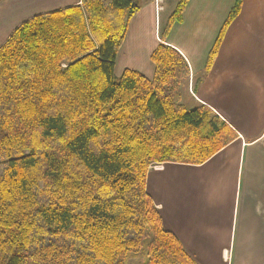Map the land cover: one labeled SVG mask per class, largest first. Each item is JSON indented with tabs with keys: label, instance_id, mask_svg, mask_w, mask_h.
Returning <instances> with one entry per match:
<instances>
[{
	"label": "trees",
	"instance_id": "trees-1",
	"mask_svg": "<svg viewBox=\"0 0 264 264\" xmlns=\"http://www.w3.org/2000/svg\"><path fill=\"white\" fill-rule=\"evenodd\" d=\"M139 11L132 0H82L1 45L0 264H196L148 194L150 166L202 165L235 135L206 107L182 104L190 69L171 47L152 53V78L127 70L116 81Z\"/></svg>",
	"mask_w": 264,
	"mask_h": 264
},
{
	"label": "crops",
	"instance_id": "crops-1",
	"mask_svg": "<svg viewBox=\"0 0 264 264\" xmlns=\"http://www.w3.org/2000/svg\"><path fill=\"white\" fill-rule=\"evenodd\" d=\"M81 2L59 0L41 14ZM145 2L130 22L115 74L131 70L152 78V53L160 45L173 48L189 66L185 88L196 108L212 111L235 135L202 165L169 163L150 170L148 194L165 229L196 264H264V0H242L210 69V51L237 0H189L182 23L171 27L177 3L162 14L174 0H163L161 10L155 1ZM20 25L5 33L0 47Z\"/></svg>",
	"mask_w": 264,
	"mask_h": 264
},
{
	"label": "rangeland",
	"instance_id": "rangeland-1",
	"mask_svg": "<svg viewBox=\"0 0 264 264\" xmlns=\"http://www.w3.org/2000/svg\"><path fill=\"white\" fill-rule=\"evenodd\" d=\"M132 1L140 7V11L146 6L145 4L148 3L145 2V0ZM58 2L59 0H0V41L6 38L5 33H10L11 29L16 24L21 23L22 25L33 17L40 15L43 7L57 5ZM177 2L178 0H174L173 4H166L167 11L165 14H162V17L167 15ZM167 30V25L164 24L161 35L165 40L169 37ZM120 77V75L115 74L116 81L119 80ZM182 97V104L185 105L187 110L190 111L196 108V105H194V102L188 93V89L185 87H182ZM155 165L159 166L161 164H152L150 170H152Z\"/></svg>",
	"mask_w": 264,
	"mask_h": 264
},
{
	"label": "built area",
	"instance_id": "built-area-1",
	"mask_svg": "<svg viewBox=\"0 0 264 264\" xmlns=\"http://www.w3.org/2000/svg\"><path fill=\"white\" fill-rule=\"evenodd\" d=\"M150 1H155L156 6L158 7L159 10H161V5L163 3V0H150ZM157 167L158 166L155 165L152 169L157 168Z\"/></svg>",
	"mask_w": 264,
	"mask_h": 264
}]
</instances>
